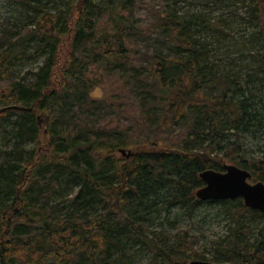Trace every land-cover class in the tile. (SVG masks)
<instances>
[{"label":"trees","instance_id":"1","mask_svg":"<svg viewBox=\"0 0 264 264\" xmlns=\"http://www.w3.org/2000/svg\"><path fill=\"white\" fill-rule=\"evenodd\" d=\"M13 1L29 13L0 32V134L14 143L0 150V264H130L129 243L148 264H264V214L195 196L226 164L264 183V159L238 142L264 110L210 67L177 9L187 0ZM248 9L264 68V0ZM34 57L43 66L19 77ZM204 203L235 223L213 259L187 232L148 229L163 208Z\"/></svg>","mask_w":264,"mask_h":264},{"label":"rangeland","instance_id":"2","mask_svg":"<svg viewBox=\"0 0 264 264\" xmlns=\"http://www.w3.org/2000/svg\"><path fill=\"white\" fill-rule=\"evenodd\" d=\"M249 4L250 0H187L180 2L177 9L181 15L195 17L194 39L202 43L201 50L207 55L214 72L219 76L230 77L237 84L240 83L263 112L264 68L259 63L262 43L257 38V27L250 20ZM27 13V7L13 0H0V32L5 23L9 22L13 26L24 22ZM43 64L44 58L22 60L16 67V74L21 77L28 71L36 72ZM261 120V117L254 120L250 131L241 134L239 140L233 132L229 133L227 138V141L238 140L242 143L243 155L247 160L264 159V119ZM22 145L26 149L34 146L29 141ZM13 146V142L8 143L4 140V135L0 134V150ZM249 183L254 185L258 182H254L251 177ZM147 226L150 231L164 237L187 232L189 237L198 239L197 250L207 258L213 259L215 244L228 239L230 229L235 227V223L225 204L204 203L192 210L191 207L183 205L163 208L157 221L149 222ZM263 226L264 219H260L252 232V240L256 238V229ZM129 244L133 256L130 264H148L152 258L148 247Z\"/></svg>","mask_w":264,"mask_h":264},{"label":"water","instance_id":"3","mask_svg":"<svg viewBox=\"0 0 264 264\" xmlns=\"http://www.w3.org/2000/svg\"><path fill=\"white\" fill-rule=\"evenodd\" d=\"M16 108V107H14ZM126 158L134 156L132 150H120ZM252 175L234 165H225L224 172L206 170L200 174L204 186L197 190L198 200L206 201H236L242 199L245 207L264 214V183L254 185L249 183ZM189 264H214L195 260Z\"/></svg>","mask_w":264,"mask_h":264}]
</instances>
